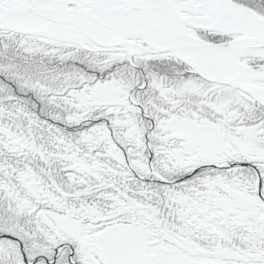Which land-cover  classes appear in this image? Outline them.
Here are the masks:
<instances>
[{
    "label": "snow or ice",
    "instance_id": "obj_1",
    "mask_svg": "<svg viewBox=\"0 0 264 264\" xmlns=\"http://www.w3.org/2000/svg\"><path fill=\"white\" fill-rule=\"evenodd\" d=\"M0 264H264V0H0Z\"/></svg>",
    "mask_w": 264,
    "mask_h": 264
}]
</instances>
